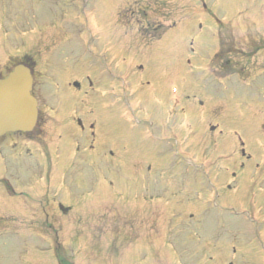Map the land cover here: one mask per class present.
I'll return each mask as SVG.
<instances>
[{
    "label": "rangeland",
    "instance_id": "rangeland-1",
    "mask_svg": "<svg viewBox=\"0 0 264 264\" xmlns=\"http://www.w3.org/2000/svg\"><path fill=\"white\" fill-rule=\"evenodd\" d=\"M7 1L0 73L6 57L35 55L43 121L35 142L0 148L23 159L0 160V264H264V0ZM144 7L164 35L139 34ZM51 39V50L33 51ZM219 42L246 75L226 66L210 78L202 65ZM169 85L184 95L170 138ZM237 141L251 162L241 180L231 179ZM153 173L166 186H151ZM207 177L220 206L238 201L239 217L212 208ZM246 178L252 188L232 193Z\"/></svg>",
    "mask_w": 264,
    "mask_h": 264
},
{
    "label": "water",
    "instance_id": "water-1",
    "mask_svg": "<svg viewBox=\"0 0 264 264\" xmlns=\"http://www.w3.org/2000/svg\"><path fill=\"white\" fill-rule=\"evenodd\" d=\"M31 81L29 70L22 66L0 80V136L6 132L30 131L33 127L36 103L29 94Z\"/></svg>",
    "mask_w": 264,
    "mask_h": 264
},
{
    "label": "flooded vegetation",
    "instance_id": "flooded-vegetation-1",
    "mask_svg": "<svg viewBox=\"0 0 264 264\" xmlns=\"http://www.w3.org/2000/svg\"><path fill=\"white\" fill-rule=\"evenodd\" d=\"M154 30V29H153Z\"/></svg>",
    "mask_w": 264,
    "mask_h": 264
}]
</instances>
